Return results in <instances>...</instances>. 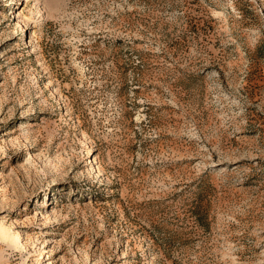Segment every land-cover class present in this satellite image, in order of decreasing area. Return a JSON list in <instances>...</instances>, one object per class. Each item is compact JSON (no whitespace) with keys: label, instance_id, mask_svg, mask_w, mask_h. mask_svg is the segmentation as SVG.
<instances>
[{"label":"rangeland","instance_id":"1","mask_svg":"<svg viewBox=\"0 0 264 264\" xmlns=\"http://www.w3.org/2000/svg\"><path fill=\"white\" fill-rule=\"evenodd\" d=\"M0 264H264V0H0Z\"/></svg>","mask_w":264,"mask_h":264},{"label":"bare ground","instance_id":"2","mask_svg":"<svg viewBox=\"0 0 264 264\" xmlns=\"http://www.w3.org/2000/svg\"><path fill=\"white\" fill-rule=\"evenodd\" d=\"M0 243H4V242H0Z\"/></svg>","mask_w":264,"mask_h":264}]
</instances>
